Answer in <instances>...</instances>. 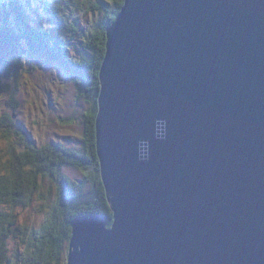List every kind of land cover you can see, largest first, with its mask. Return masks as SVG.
Wrapping results in <instances>:
<instances>
[{
  "label": "water",
  "instance_id": "obj_1",
  "mask_svg": "<svg viewBox=\"0 0 264 264\" xmlns=\"http://www.w3.org/2000/svg\"><path fill=\"white\" fill-rule=\"evenodd\" d=\"M96 118L113 211L67 264H264V0H125Z\"/></svg>",
  "mask_w": 264,
  "mask_h": 264
},
{
  "label": "trees",
  "instance_id": "obj_2",
  "mask_svg": "<svg viewBox=\"0 0 264 264\" xmlns=\"http://www.w3.org/2000/svg\"><path fill=\"white\" fill-rule=\"evenodd\" d=\"M77 2L0 0V91L10 90V84L5 80H11L15 82L12 93L16 96L20 77L26 70L59 64L66 68L69 78L82 93L93 96L92 107L85 114V139L81 150L60 143L38 146L29 134L19 130L23 150L18 151L10 137L6 136L7 147L5 151L0 149V264L13 263L9 257V242L24 228L20 226L17 209L30 204L45 176L57 179L58 202L41 226L32 229L30 238L36 251L27 259H22L25 264L59 262L64 244L69 242L72 235L70 222L78 215L101 214L109 217V225L113 221V211L107 200L100 171L96 118L107 28L116 19L125 0H115L116 6L112 9L104 1L97 4L90 1L84 10L86 14L95 11L104 13L99 26L91 33L79 26L80 17L73 10ZM65 9H69L74 17L70 23L64 15ZM61 27H68L75 36L84 39V47L93 52L92 59L75 60L68 54V45L62 39ZM18 105V102L14 103L13 108L17 109ZM14 124V114H4L0 117V133L4 127L12 129ZM65 164L81 169L84 179L77 182L65 174ZM91 181V196L84 197V186ZM61 216H65L62 223Z\"/></svg>",
  "mask_w": 264,
  "mask_h": 264
},
{
  "label": "rangeland",
  "instance_id": "obj_3",
  "mask_svg": "<svg viewBox=\"0 0 264 264\" xmlns=\"http://www.w3.org/2000/svg\"><path fill=\"white\" fill-rule=\"evenodd\" d=\"M90 1L94 4L104 1L110 9L116 6L115 0H78L73 10L80 17V28L87 33L94 31L104 17L102 11L89 14L84 12ZM65 10L64 15L70 23L74 17L69 9ZM61 29L62 39L67 42L68 54L72 58L75 60L92 59L93 52L84 47L83 38L75 36L68 27H61ZM5 81L9 82L10 90L0 91V117L6 113L14 114L15 124L12 129L4 127L0 133V149L5 151L8 142L6 136H9L16 149L22 151L23 144L18 134L19 130L29 134L38 146L60 143L72 149L81 150L83 148L85 114L92 107L93 96L81 92L77 84L69 78L65 67L53 64L50 67L42 66L30 69V71L26 70L20 77L16 96L12 93L15 82ZM16 102L19 105L17 109H14L13 104ZM63 171L74 181L79 182L84 179L83 171L77 167L65 164ZM92 188V181L85 184L84 197L91 196ZM57 202V179L53 176H45L40 181V188L30 204L22 205L17 209L20 226L24 227L22 231L25 233L21 231L9 242L11 263L25 264L22 259H27L34 250L36 251V247L31 243L30 233L32 229L39 228L52 214ZM64 218L65 216H61L60 223L64 221ZM68 252L69 242H66L61 252V259L53 264H67Z\"/></svg>",
  "mask_w": 264,
  "mask_h": 264
}]
</instances>
